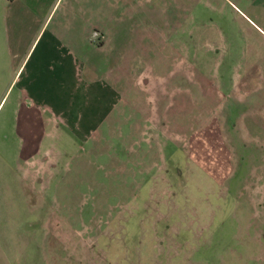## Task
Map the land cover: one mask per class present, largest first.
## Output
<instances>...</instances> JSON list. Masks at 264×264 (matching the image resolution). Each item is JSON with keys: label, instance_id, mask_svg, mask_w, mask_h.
<instances>
[{"label": "rangeland", "instance_id": "rangeland-1", "mask_svg": "<svg viewBox=\"0 0 264 264\" xmlns=\"http://www.w3.org/2000/svg\"><path fill=\"white\" fill-rule=\"evenodd\" d=\"M154 3L183 12V49L148 59L150 88H126L87 142L40 130L0 88V264H264V56L229 98L244 58L202 40L233 6Z\"/></svg>", "mask_w": 264, "mask_h": 264}, {"label": "crops", "instance_id": "crops-1", "mask_svg": "<svg viewBox=\"0 0 264 264\" xmlns=\"http://www.w3.org/2000/svg\"><path fill=\"white\" fill-rule=\"evenodd\" d=\"M225 1L235 19L221 14L214 19L212 39L202 41L223 45L227 57L243 56V75L233 76L226 93L240 101L254 79L250 57L264 56V0ZM183 16L171 3L158 10L154 0H0V88L13 89L11 101L26 120L36 119L40 130L62 129L87 142L131 104L126 88H150L148 59L173 44L183 49L178 36ZM92 30L99 35L92 36ZM100 52L113 63L107 59L97 67ZM19 108L11 109L13 118ZM161 135L167 137L163 130Z\"/></svg>", "mask_w": 264, "mask_h": 264}, {"label": "built area", "instance_id": "built-area-1", "mask_svg": "<svg viewBox=\"0 0 264 264\" xmlns=\"http://www.w3.org/2000/svg\"><path fill=\"white\" fill-rule=\"evenodd\" d=\"M91 35H92V36H95V35L97 36V35H99V33H98L96 30H92V31H91Z\"/></svg>", "mask_w": 264, "mask_h": 264}]
</instances>
